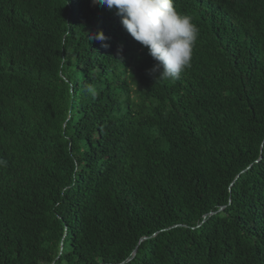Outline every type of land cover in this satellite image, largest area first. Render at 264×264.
<instances>
[{
	"label": "trees",
	"instance_id": "obj_1",
	"mask_svg": "<svg viewBox=\"0 0 264 264\" xmlns=\"http://www.w3.org/2000/svg\"><path fill=\"white\" fill-rule=\"evenodd\" d=\"M174 6L171 80L114 8L0 0V264H264V0Z\"/></svg>",
	"mask_w": 264,
	"mask_h": 264
},
{
	"label": "clouds",
	"instance_id": "obj_2",
	"mask_svg": "<svg viewBox=\"0 0 264 264\" xmlns=\"http://www.w3.org/2000/svg\"><path fill=\"white\" fill-rule=\"evenodd\" d=\"M101 6L115 9L123 28L157 62L152 72H159V78L178 79L191 67L193 49L199 28L188 15L181 14L174 6V0H96ZM99 41L107 37L101 31L94 36ZM87 91L95 97L98 93L92 86ZM0 159V165H6Z\"/></svg>",
	"mask_w": 264,
	"mask_h": 264
},
{
	"label": "water",
	"instance_id": "obj_3",
	"mask_svg": "<svg viewBox=\"0 0 264 264\" xmlns=\"http://www.w3.org/2000/svg\"><path fill=\"white\" fill-rule=\"evenodd\" d=\"M210 213H211V212H210ZM143 239H145V237H142L140 240H143ZM136 249H137V246L134 248V250H133V254H135Z\"/></svg>",
	"mask_w": 264,
	"mask_h": 264
}]
</instances>
